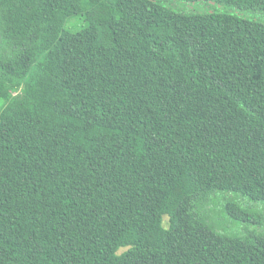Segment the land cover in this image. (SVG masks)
Returning <instances> with one entry per match:
<instances>
[{
  "label": "trees",
  "instance_id": "1",
  "mask_svg": "<svg viewBox=\"0 0 264 264\" xmlns=\"http://www.w3.org/2000/svg\"><path fill=\"white\" fill-rule=\"evenodd\" d=\"M0 38V264H264V0H0Z\"/></svg>",
  "mask_w": 264,
  "mask_h": 264
},
{
  "label": "rangeland",
  "instance_id": "2",
  "mask_svg": "<svg viewBox=\"0 0 264 264\" xmlns=\"http://www.w3.org/2000/svg\"><path fill=\"white\" fill-rule=\"evenodd\" d=\"M197 6H198V7H197ZM193 7H194V9H196V8H197V9H199V8H203V9H204V8L206 7V8H205L206 10H210L211 5H206V4H205V5L203 6V5H201V4H197V5H194V6L192 5L191 8H193ZM2 52H3V51H2V40H1V38H0V53H2ZM163 219H164L163 225L166 227L167 218L164 217ZM213 222L216 223V224H221V222H219L218 220H215V221H213ZM226 226H228V225H226V224H225V225H222V228H223V227H226ZM122 251H124V249L121 250L120 252H122Z\"/></svg>",
  "mask_w": 264,
  "mask_h": 264
}]
</instances>
